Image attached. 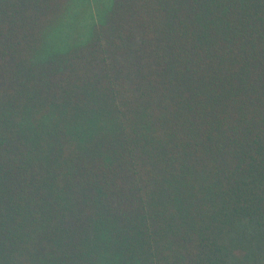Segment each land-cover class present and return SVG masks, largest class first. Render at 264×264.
<instances>
[{
  "label": "trees",
  "instance_id": "16d2710c",
  "mask_svg": "<svg viewBox=\"0 0 264 264\" xmlns=\"http://www.w3.org/2000/svg\"><path fill=\"white\" fill-rule=\"evenodd\" d=\"M0 264H264V0H0Z\"/></svg>",
  "mask_w": 264,
  "mask_h": 264
}]
</instances>
